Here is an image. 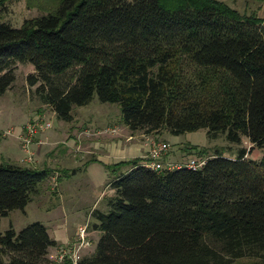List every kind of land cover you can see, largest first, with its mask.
Segmentation results:
<instances>
[{"label":"trees","instance_id":"obj_1","mask_svg":"<svg viewBox=\"0 0 264 264\" xmlns=\"http://www.w3.org/2000/svg\"><path fill=\"white\" fill-rule=\"evenodd\" d=\"M0 95L16 63L29 61L42 102L60 118L94 94L119 103L131 130L173 134L205 129L223 136L235 156L195 145L205 158L153 170L143 158L108 184L107 210L96 211L101 231L95 252L77 264H237L264 257V17L222 0H51L20 27L1 20ZM50 0H33L29 5ZM246 138L262 154L247 156ZM251 148V149H252ZM47 171L0 163V217L24 210ZM57 246L35 221L0 230V264H73L49 257ZM253 264H264L260 260Z\"/></svg>","mask_w":264,"mask_h":264},{"label":"rangeland","instance_id":"obj_2","mask_svg":"<svg viewBox=\"0 0 264 264\" xmlns=\"http://www.w3.org/2000/svg\"><path fill=\"white\" fill-rule=\"evenodd\" d=\"M28 1L11 0L7 2L1 14V20L13 27H20L25 19L45 13L41 9L46 8L47 3L51 4V0L38 5H29ZM32 1L30 0V3ZM222 1L233 8L235 7L241 13L251 12L258 4V0ZM32 72H34L32 63L18 61L14 68V80L11 86L0 95V148L4 143H9L12 145L10 153L14 157L22 158L24 151L21 148V142L15 138V133L35 117H40L44 122H50V128L37 133L43 140L46 136H50L47 142L45 141L46 145H43L46 152L40 158H36L38 161L36 166L45 167L42 169L47 171V175L38 184V194L32 195L33 199L25 206L24 210L14 209L8 215L0 217V230L4 232L12 227L18 232L29 224L39 221L45 225L50 237H56L58 245L65 242L66 236L79 241L78 228L85 226L86 233L80 254L83 255L88 251L93 253L101 236V231L94 228V224L97 223L95 213L96 211H106L107 204L106 197L103 199L99 193L105 186L95 187L90 181V166L100 164L103 168L100 167L101 172L105 168L110 178L113 175H118L119 170L125 168L120 169L117 165V168L110 173L106 168L107 164L103 163L102 165L98 156L95 157L91 154L92 151L79 152L75 150V145L71 144L78 141L79 132L82 130H86L83 138L88 136L86 146L90 148H95L94 141L102 142L96 146L97 148L110 142V138H117L121 135L123 128H126L128 132L131 130L124 123L120 104L100 101L96 94L86 104L72 105L69 112L70 119L60 118L50 105L41 101L36 92L37 84L31 86L27 82V75ZM134 132L145 134L141 130ZM149 135L156 138L157 141L169 143L168 152L175 156L173 158H176L178 164L181 165H184L188 158L193 157V155L187 156V154H191L187 150L190 145L208 148L210 153L214 148H218L225 151L224 155L226 156H235L237 150V147L227 143L223 136L209 140L205 129L179 134L162 129ZM245 140L248 139L243 138L242 145L239 147L249 144V141L245 142ZM30 148L34 150V144H31ZM251 148V146L247 148L250 149L248 157L260 158L261 150ZM196 156L195 154L194 157ZM9 157H11L10 154L0 153V163L6 162L26 167L34 165V163L16 161L15 158L8 159ZM34 158L35 154H33ZM164 159L165 156H162L160 161H164ZM108 181L106 182L108 183ZM108 187H110L109 184ZM55 247L51 246L49 249L53 250ZM260 260H264V257L241 258L237 259L235 263L253 264Z\"/></svg>","mask_w":264,"mask_h":264},{"label":"crops","instance_id":"obj_3","mask_svg":"<svg viewBox=\"0 0 264 264\" xmlns=\"http://www.w3.org/2000/svg\"><path fill=\"white\" fill-rule=\"evenodd\" d=\"M255 6H257V7L254 10H252L251 12L256 13L259 17H264V0H258V4ZM251 12H249V13H251ZM21 129L22 128H19V130L15 133L16 139H18L17 135L20 133ZM123 129L121 130L122 133L120 136H117V138H115V139L110 138L109 139L110 142H107L106 144L99 146L97 148H96V146H98L102 142L99 143L98 141L97 142L94 141L95 142V148H90V147L86 146V143H87L86 141L89 138H88V136L83 138L84 137L83 134L86 132V130H82L79 132L78 141L76 143L72 142L71 145L73 146V144H74L75 150L79 151V152H83V151L84 152L85 151L90 152V151H92L91 154L95 157L98 156V158L102 161V165H103V163H105L107 165H112V164H115L117 162L127 161V160H130L133 158H143V162H145L146 157H147V152L149 149L150 141L154 138H152L151 135H149L147 133L143 134V132L138 133V132H134V131L128 132L126 130V128H123ZM135 131H139V130H135ZM49 137L50 136H46L45 137L46 140L45 139L43 140V139H41V137H39V135L36 134V137H35L36 142L32 143L35 146V149L33 150L34 154H35V158L33 159V162H32V163H34V165H33L34 168H37V169L39 168L36 166V164L38 163L36 158L37 157L40 158L46 152L43 145H46V142H47ZM154 140H156V138ZM38 141H40V142H38ZM164 142H166V141H164ZM245 142H248V140H245ZM243 146L248 148V147L252 146V144L249 142V144H247V145L243 144ZM11 148H12L11 144L4 143L3 145H1L0 153L1 154H4V153L10 154L11 157H9L8 159L15 158L16 161L17 160L21 161V158H19V156L14 157V155L10 153ZM98 152H100V153H98ZM190 155H195V154L194 153L187 154V156H190ZM248 155H249V153L247 154V156ZM163 156H165V159L162 162L178 163V161H176V158H173L175 156H172L169 152H167ZM100 167L102 168V166L100 164H92L90 166L89 177H90V181L93 183V186L94 185H95V187L105 186V187H103V190L99 192L100 195L103 196V199H104L105 197L113 195L114 190L111 189V187H108V183L106 182L109 179H111L110 175L107 174V171L105 168H104L103 172H101ZM42 168H45V167H42ZM42 168H39V169H42ZM119 168L120 169L125 168L123 170L122 169L119 170V173H121V172L127 171L129 169V166H122ZM103 183H105V185H102ZM38 192H39V189L36 192V194H38ZM80 225H82V224H80ZM63 233H65V232H63ZM51 238L55 239V241H57L55 236H53ZM78 242L79 241H76V240L72 239L71 237L66 236L64 243L58 244L55 248H53V250L49 249V257L50 258L56 257L57 255H59L61 252H64V251L69 253L73 249L74 245L78 244ZM91 253H92V251H88V252L84 253L83 255H88ZM83 255L80 254V256H83Z\"/></svg>","mask_w":264,"mask_h":264},{"label":"built area","instance_id":"obj_4","mask_svg":"<svg viewBox=\"0 0 264 264\" xmlns=\"http://www.w3.org/2000/svg\"><path fill=\"white\" fill-rule=\"evenodd\" d=\"M50 127L51 123L42 121L40 117H35L34 119H31L28 123H26L24 127H22L20 133L17 135L19 141L21 142V148L24 151V156L21 158L22 162H33L34 151L30 148V145L36 142L35 137L38 131H43ZM7 132L9 131L7 130ZM169 148V143L152 139L149 144L146 161L144 162L145 165L157 171H160L163 168L171 170L180 167L181 164L178 163H165L160 161V158L168 152ZM204 163L205 158L201 156L194 157L193 155V157L188 158L185 165L188 168L198 169L202 167ZM85 231V226H80L77 231V235L80 237L78 244L74 245L73 249L69 253L65 251L61 252L59 255L53 257L52 259L56 262H60L64 258V256L67 255L71 259L73 264H77V261L81 257L80 249L83 245V239L86 233Z\"/></svg>","mask_w":264,"mask_h":264}]
</instances>
